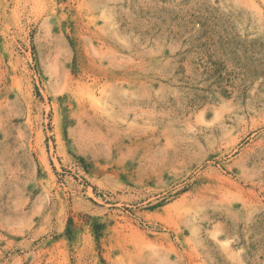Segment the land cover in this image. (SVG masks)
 I'll list each match as a JSON object with an SVG mask.
<instances>
[{
  "label": "rangeland",
  "instance_id": "1",
  "mask_svg": "<svg viewBox=\"0 0 264 264\" xmlns=\"http://www.w3.org/2000/svg\"><path fill=\"white\" fill-rule=\"evenodd\" d=\"M0 264H264V0H0Z\"/></svg>",
  "mask_w": 264,
  "mask_h": 264
},
{
  "label": "trees",
  "instance_id": "2",
  "mask_svg": "<svg viewBox=\"0 0 264 264\" xmlns=\"http://www.w3.org/2000/svg\"><path fill=\"white\" fill-rule=\"evenodd\" d=\"M98 230V229H97Z\"/></svg>",
  "mask_w": 264,
  "mask_h": 264
}]
</instances>
